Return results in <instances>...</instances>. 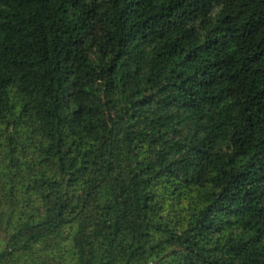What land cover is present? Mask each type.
<instances>
[{
    "label": "trees",
    "instance_id": "16d2710c",
    "mask_svg": "<svg viewBox=\"0 0 264 264\" xmlns=\"http://www.w3.org/2000/svg\"><path fill=\"white\" fill-rule=\"evenodd\" d=\"M0 264H264V0H0Z\"/></svg>",
    "mask_w": 264,
    "mask_h": 264
}]
</instances>
